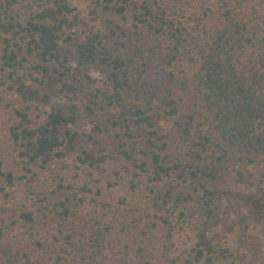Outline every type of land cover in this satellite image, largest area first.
<instances>
[{"label":"trees","instance_id":"1","mask_svg":"<svg viewBox=\"0 0 264 264\" xmlns=\"http://www.w3.org/2000/svg\"><path fill=\"white\" fill-rule=\"evenodd\" d=\"M0 264H264V0H0Z\"/></svg>","mask_w":264,"mask_h":264},{"label":"rangeland","instance_id":"2","mask_svg":"<svg viewBox=\"0 0 264 264\" xmlns=\"http://www.w3.org/2000/svg\"><path fill=\"white\" fill-rule=\"evenodd\" d=\"M195 2L199 10H204L205 8L211 6L214 0H195ZM81 5L83 4L81 3Z\"/></svg>","mask_w":264,"mask_h":264}]
</instances>
